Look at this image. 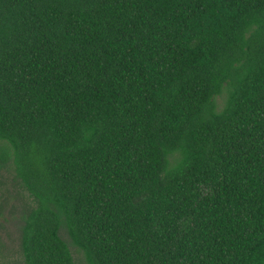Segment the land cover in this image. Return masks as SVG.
I'll return each instance as SVG.
<instances>
[{
    "label": "trees",
    "instance_id": "16d2710c",
    "mask_svg": "<svg viewBox=\"0 0 264 264\" xmlns=\"http://www.w3.org/2000/svg\"><path fill=\"white\" fill-rule=\"evenodd\" d=\"M1 194L22 264H264V0H0Z\"/></svg>",
    "mask_w": 264,
    "mask_h": 264
},
{
    "label": "rangeland",
    "instance_id": "374dc122",
    "mask_svg": "<svg viewBox=\"0 0 264 264\" xmlns=\"http://www.w3.org/2000/svg\"><path fill=\"white\" fill-rule=\"evenodd\" d=\"M8 195L4 197V195L1 194L0 204L5 205L7 201H10V203L20 206L21 202L19 199L21 198L16 196L13 197L12 194L9 195L11 196V198H9ZM16 214L17 213H12L10 208L7 210L4 209L2 216H0V264H22V254H20L18 244L19 233L15 226L17 221H12L13 215ZM73 251L75 250L73 249ZM75 258L78 264H83V258L80 253L75 252Z\"/></svg>",
    "mask_w": 264,
    "mask_h": 264
}]
</instances>
